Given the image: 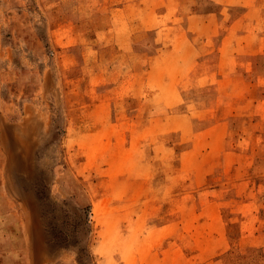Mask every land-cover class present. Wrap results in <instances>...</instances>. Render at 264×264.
I'll return each mask as SVG.
<instances>
[{"label":"rangeland","instance_id":"374dc122","mask_svg":"<svg viewBox=\"0 0 264 264\" xmlns=\"http://www.w3.org/2000/svg\"><path fill=\"white\" fill-rule=\"evenodd\" d=\"M0 6V264H264V0Z\"/></svg>","mask_w":264,"mask_h":264},{"label":"bare ground","instance_id":"6f19581e","mask_svg":"<svg viewBox=\"0 0 264 264\" xmlns=\"http://www.w3.org/2000/svg\"><path fill=\"white\" fill-rule=\"evenodd\" d=\"M1 129V128H0ZM22 129V128H21ZM21 129H17V132L15 133V135L18 137L17 139H19L20 141H22V138L20 139V137H19V133H20V131H21ZM8 134L7 133H2L1 135H0V144H1V146H2V149L0 150V154H1V156L0 157H8V158H10L11 156H12V153H11V149H12V147L13 146H10L9 145V142H8ZM14 138V137H13ZM14 141V140H13ZM12 145V144H11ZM3 167V169H4V175L7 173V171H8V168H7V166L6 165H3L2 166ZM6 176V175H5ZM20 213L22 214L21 215V221H23L24 223L26 222H28V217L26 216V214L23 212V211H20ZM20 223V222H19ZM25 223V224H26ZM21 226V225H20ZM29 226V225H28ZM23 227V226H22ZM25 228H26V226H25ZM24 228V229H25ZM29 228V227H28ZM29 231V230H28ZM37 232V231H36ZM32 233V232H31ZM24 234L26 235V238H27V236H28V232H26V230H24ZM39 235V234H38ZM29 236H30V234H29ZM28 236V237H29ZM32 236V235H31ZM39 237V236H38ZM34 239V238H33ZM42 240V239H41ZM28 241H33L32 239L31 240H28ZM30 242V243H31ZM31 245V244H30ZM29 245V246H30ZM32 246V245H31ZM43 247V246H42ZM32 248V247H31ZM30 248V249H31ZM45 251V250H44ZM31 252V251H30ZM33 252V251H32ZM38 255H40V253L38 254ZM37 255V256H38ZM40 256H42V255H40ZM43 256H44V254H43ZM39 258V257H38ZM33 262V261H32Z\"/></svg>","mask_w":264,"mask_h":264},{"label":"crops","instance_id":"0c3cea01","mask_svg":"<svg viewBox=\"0 0 264 264\" xmlns=\"http://www.w3.org/2000/svg\"><path fill=\"white\" fill-rule=\"evenodd\" d=\"M1 28H2V17H1V6H0V33H1ZM1 52H2V47H1V34H0V58H1ZM22 127H26V128H28L29 127V124L28 123H24V124H20V126H18V127H16L15 128V130L13 129V131L16 133L17 132V128H19V129H21ZM1 129H0V135L2 134V133H7L8 134V130L5 128V127H0ZM2 149V146H1V144H0V150ZM0 179H1V181H3V182H10L11 180H12V175H2V174H0ZM10 186H8V188H9ZM8 192H9V194H7V196L6 195H4V197L8 200V201H10V199H9V197H13V195H11V192H10V189H8ZM1 194V193H0ZM11 206V205H10ZM23 235H24V237H26V235L23 233ZM1 257H3V258H5V256H0V260L2 261V259H1Z\"/></svg>","mask_w":264,"mask_h":264}]
</instances>
